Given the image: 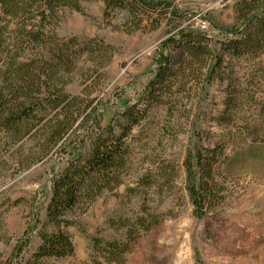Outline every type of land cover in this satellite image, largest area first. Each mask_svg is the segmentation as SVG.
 <instances>
[{"label": "rangeland", "instance_id": "374dc122", "mask_svg": "<svg viewBox=\"0 0 264 264\" xmlns=\"http://www.w3.org/2000/svg\"><path fill=\"white\" fill-rule=\"evenodd\" d=\"M142 1L149 5L135 14L126 8L108 9L105 0H84L79 10L61 9L52 27L60 46L69 45L67 55L74 57L77 50L75 65L60 72L66 92L84 99L89 112L101 115L134 167L125 185L99 198L68 228L74 257L42 264H107L97 243L124 241L121 220L132 224L146 218L145 210L161 222L141 233L122 264H264V141L253 143L239 135L241 124L264 118V113L238 99L230 111L234 127L221 125L225 87L218 80L204 83L207 67L193 55L187 37L202 32L215 42L224 41L222 31L236 25L234 6L239 0ZM7 39L0 38V68L35 52L11 55L6 45L17 41ZM255 64L234 63L235 76L243 78ZM230 133L238 136L237 144L230 145L216 169L220 199L208 216L198 219L186 190L188 150L199 139L213 147ZM32 148L26 144L7 149L0 164L4 259L32 225L27 202L41 199L43 193L48 196L52 170L64 166L59 160L29 163ZM162 160L176 166L178 178L161 181L164 186L146 200L129 196L127 185ZM20 198L25 201L15 204ZM40 243L34 232L23 261L31 259Z\"/></svg>", "mask_w": 264, "mask_h": 264}, {"label": "trees", "instance_id": "16d2710c", "mask_svg": "<svg viewBox=\"0 0 264 264\" xmlns=\"http://www.w3.org/2000/svg\"><path fill=\"white\" fill-rule=\"evenodd\" d=\"M77 1L0 0V38L17 41L15 45L7 44V50L14 56L20 51H35L26 60L9 61L0 68V164L4 163L7 149L26 144L33 146L29 163L46 160L64 163L52 170L50 194L43 193L41 199L27 202L32 225L10 257L4 259L0 255V264H42L48 259L74 257L76 247L68 228L99 198L125 185L134 167L119 140L103 125L101 115L89 112L84 99L68 94L61 79V70L78 60L77 50L74 57L67 55L65 47L69 45L61 47L51 30L59 7L67 3L66 6L79 10ZM145 4L149 5L142 0H107L108 9L126 8L135 14ZM234 12L236 25L222 31L224 41L215 42L202 32L187 36L193 55L207 67L204 83L210 85L218 80L225 87L226 109L220 124L227 127H234L230 111L238 99L247 100L258 113H264V90L258 91L264 87V0H239ZM9 25L12 29H8ZM248 60L257 61L256 66L243 78H237L234 63ZM239 129L241 139L264 141L260 134L264 132L263 117L241 124ZM237 137L231 133L222 136L213 147H206L199 139L188 150L184 161L186 190L198 219L208 216L220 199L216 169L230 145L237 144ZM156 165L127 185L129 196L146 200L151 191L164 186L161 181L169 183L178 178L175 165L165 160ZM23 201L25 198H20L15 204ZM145 212L146 218L139 217L132 224L121 220V227L126 229L124 241L97 243L95 247L103 253L107 264H122L141 233L149 232L161 222L159 216ZM34 232L41 243L25 262L22 256Z\"/></svg>", "mask_w": 264, "mask_h": 264}, {"label": "flooded vegetation", "instance_id": "af4514ba", "mask_svg": "<svg viewBox=\"0 0 264 264\" xmlns=\"http://www.w3.org/2000/svg\"><path fill=\"white\" fill-rule=\"evenodd\" d=\"M84 0H78L75 4H77L78 6H79V8H80V6L82 5V2H83ZM105 5H106V8H107V0H105ZM67 4V3H66ZM66 4L64 5V6H62V7H59V9H58V13H57V21H56V23L58 22V19H59V12H60V10L61 9H64V8H68V9H73L72 7H70V6H66ZM73 4V3H72ZM73 10H76V9H73ZM55 23V24H56ZM52 32H53V30H51ZM54 33V32H53ZM80 51H83V50H80Z\"/></svg>", "mask_w": 264, "mask_h": 264}]
</instances>
